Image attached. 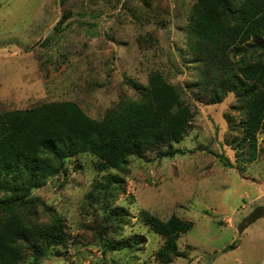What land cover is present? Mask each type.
<instances>
[{"label": "rangeland", "instance_id": "obj_1", "mask_svg": "<svg viewBox=\"0 0 264 264\" xmlns=\"http://www.w3.org/2000/svg\"><path fill=\"white\" fill-rule=\"evenodd\" d=\"M195 1L155 0L147 9L140 0H0V111L70 101L99 120L159 72L193 112L174 144L183 154L130 158L113 205L123 209L122 235L144 240L125 259L99 244L97 183L107 173L93 156L70 158L66 177L32 191L69 235L68 247L42 264H159L163 240L141 222L142 210L191 223L168 264H264V134L250 159L233 95L209 104L200 91L185 34Z\"/></svg>", "mask_w": 264, "mask_h": 264}, {"label": "trees", "instance_id": "obj_2", "mask_svg": "<svg viewBox=\"0 0 264 264\" xmlns=\"http://www.w3.org/2000/svg\"><path fill=\"white\" fill-rule=\"evenodd\" d=\"M140 1L147 9L155 2ZM64 2L58 0L60 5ZM185 34L200 91L209 104L233 95L242 114L241 142L253 159L257 135L264 134V0H196ZM137 95L123 98L99 120L70 101L0 111V264H42L53 251L68 247L63 220L32 191L50 177H66L69 159L82 154L95 158L98 173H107L104 185L97 183L102 190L96 200L102 252L125 259L137 250L144 238L122 235L123 209L113 205L125 192L123 176L129 174L130 158L153 154L155 159H171L183 154L174 144L193 118L182 90L159 72L148 75ZM139 218L163 240L155 252L159 264L180 255L177 240L191 223L174 215L162 220L146 210Z\"/></svg>", "mask_w": 264, "mask_h": 264}]
</instances>
